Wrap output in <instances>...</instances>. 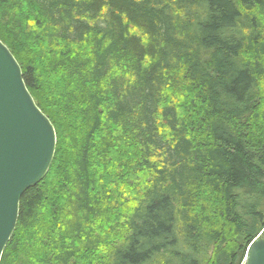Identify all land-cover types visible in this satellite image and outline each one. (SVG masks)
Listing matches in <instances>:
<instances>
[{
  "label": "trees",
  "instance_id": "trees-1",
  "mask_svg": "<svg viewBox=\"0 0 264 264\" xmlns=\"http://www.w3.org/2000/svg\"><path fill=\"white\" fill-rule=\"evenodd\" d=\"M57 147L0 264H242L264 229V0H0Z\"/></svg>",
  "mask_w": 264,
  "mask_h": 264
},
{
  "label": "water",
  "instance_id": "water-1",
  "mask_svg": "<svg viewBox=\"0 0 264 264\" xmlns=\"http://www.w3.org/2000/svg\"><path fill=\"white\" fill-rule=\"evenodd\" d=\"M56 147L53 123L0 40V262L17 225L21 198L47 175ZM242 264H264V229L249 244Z\"/></svg>",
  "mask_w": 264,
  "mask_h": 264
}]
</instances>
